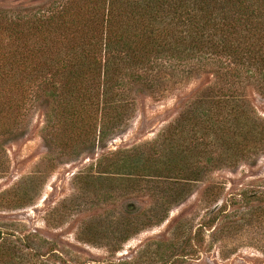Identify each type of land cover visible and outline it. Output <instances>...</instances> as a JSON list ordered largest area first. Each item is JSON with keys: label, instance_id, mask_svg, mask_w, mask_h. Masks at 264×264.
Wrapping results in <instances>:
<instances>
[{"label": "trees", "instance_id": "1", "mask_svg": "<svg viewBox=\"0 0 264 264\" xmlns=\"http://www.w3.org/2000/svg\"><path fill=\"white\" fill-rule=\"evenodd\" d=\"M205 76L152 142L107 145L127 129L140 96L160 97ZM264 0H40L0 7V159L42 110L49 148L98 155L86 186L123 183L152 198L153 218L219 171L264 156ZM165 218V217H164ZM1 238V233H0Z\"/></svg>", "mask_w": 264, "mask_h": 264}, {"label": "rangeland", "instance_id": "2", "mask_svg": "<svg viewBox=\"0 0 264 264\" xmlns=\"http://www.w3.org/2000/svg\"><path fill=\"white\" fill-rule=\"evenodd\" d=\"M16 2L40 0L0 7ZM209 81L140 96L135 118L105 152L152 143ZM250 94L264 119V95ZM45 125L42 110H33L0 159V264H264V156L209 175L163 222L124 235L129 223L153 218L152 198L127 183L86 186L79 178L96 173L103 152L53 151Z\"/></svg>", "mask_w": 264, "mask_h": 264}]
</instances>
